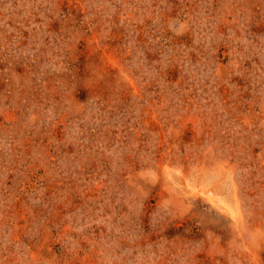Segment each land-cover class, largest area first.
I'll return each mask as SVG.
<instances>
[{
	"label": "rangeland",
	"instance_id": "rangeland-1",
	"mask_svg": "<svg viewBox=\"0 0 264 264\" xmlns=\"http://www.w3.org/2000/svg\"><path fill=\"white\" fill-rule=\"evenodd\" d=\"M0 264H264V0H0Z\"/></svg>",
	"mask_w": 264,
	"mask_h": 264
}]
</instances>
